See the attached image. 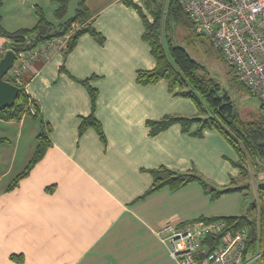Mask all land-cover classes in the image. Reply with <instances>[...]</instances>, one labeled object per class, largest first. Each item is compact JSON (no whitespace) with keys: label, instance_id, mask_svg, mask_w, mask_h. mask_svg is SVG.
Instances as JSON below:
<instances>
[{"label":"crops","instance_id":"0c3cea01","mask_svg":"<svg viewBox=\"0 0 264 264\" xmlns=\"http://www.w3.org/2000/svg\"><path fill=\"white\" fill-rule=\"evenodd\" d=\"M25 2L34 9L44 0ZM19 4L4 0L0 9L9 32L37 23L28 25L16 12ZM87 6L104 43L86 33L66 56L55 51L33 61L23 79L39 115L0 118V264H178L158 234L162 222L230 215L239 205L227 193L214 197L200 181L149 192L152 170H192L223 188L239 175L231 162L236 153L217 130L197 137L174 123L151 134L148 120L193 115L197 108L171 92L166 79L137 82V71L157 61L136 9L125 0H88ZM8 42L0 35V48ZM87 78L98 91L95 115L105 138L93 126L80 131L93 110L79 81ZM42 129L49 130L50 146L9 188L34 157ZM261 235L264 247V224Z\"/></svg>","mask_w":264,"mask_h":264},{"label":"trees","instance_id":"16d2710c","mask_svg":"<svg viewBox=\"0 0 264 264\" xmlns=\"http://www.w3.org/2000/svg\"><path fill=\"white\" fill-rule=\"evenodd\" d=\"M3 1L0 0V9ZM53 1L57 4L55 14L63 18L67 12L69 0ZM125 3L141 15L145 26L143 39L149 43L151 53L157 61L152 69L137 71V82L147 85L166 79L171 92L191 99L197 108V113L193 115L167 114L160 119L148 120L151 134H157L174 123H179L184 132L197 137L204 136L208 129L217 130L234 149L237 157L231 162L239 169L238 177H232L231 184L223 188H215L195 171L177 172L162 166L152 170L154 182L148 191H155L164 185L179 189L192 181H200L214 197L232 191H243L247 186L239 185L238 181L249 176L252 166L258 169L260 160L264 159V112H252L249 117L242 116L231 97L223 91L222 86L207 74L202 64L190 55L183 45L184 42L187 40L192 43L193 35L201 36L202 34L197 32L195 24L179 0H125ZM37 15L38 21L32 28H21L9 32L2 25L0 12V35L9 39L7 48L10 47L17 52L27 51L42 41L71 32L68 45L63 50L66 56L77 45L80 37L86 33L92 35L101 44L105 41V36L95 29L90 20L91 12L85 0H80L74 16L59 25L51 22L39 6ZM183 26L187 28L188 36L183 43H178L175 41V30ZM32 35L34 37H31ZM60 71L69 73L65 65L61 66ZM91 78L79 80L88 88L93 104L91 115L82 119L80 131L93 126L105 138L102 124L95 115L98 91L90 84ZM6 79L12 82L10 74L6 75ZM242 87L249 92L243 84ZM19 89L14 104L0 110V118L21 119L27 114L39 115L40 108L36 100L31 97L25 87L19 86ZM32 107L35 109L34 114L30 113ZM261 107L264 111L262 104ZM195 125L196 128L193 129ZM37 139L38 145L34 157L25 170L13 180L9 188H13L26 177L37 161L43 157L51 144L49 130L42 129ZM4 141V138H0V144ZM249 206L248 213L245 214L202 217L197 220L211 221L224 218L233 229H247L248 246L252 251L264 248L261 235L264 224V181L256 186V197ZM13 257L23 262L20 256Z\"/></svg>","mask_w":264,"mask_h":264},{"label":"built area","instance_id":"2783aa9c","mask_svg":"<svg viewBox=\"0 0 264 264\" xmlns=\"http://www.w3.org/2000/svg\"><path fill=\"white\" fill-rule=\"evenodd\" d=\"M198 33L221 51L236 78L258 98L264 109V0H179ZM77 26H75L76 28ZM71 32L17 52L9 70L14 84L25 87L24 72L32 62L63 51ZM31 37H34L32 35ZM31 114L35 113L32 107ZM158 234L178 264H264V248L251 250L246 228L233 229L224 218L211 221L168 219Z\"/></svg>","mask_w":264,"mask_h":264},{"label":"rangeland","instance_id":"374dc122","mask_svg":"<svg viewBox=\"0 0 264 264\" xmlns=\"http://www.w3.org/2000/svg\"><path fill=\"white\" fill-rule=\"evenodd\" d=\"M22 1L14 0L15 3L20 2L19 6L16 7V12H20L23 18H27L26 22L28 25H34L38 21L37 7L34 6V9H30L31 5L29 2H25L26 7H23L21 5ZM87 1L85 0L86 4ZM79 2L80 0H69L67 12L63 18H59L55 14V7L57 5L55 1L44 0L43 7H41L44 9L46 17L55 25H59L75 15ZM174 36L176 42L183 43L188 36L187 28L184 26L177 27ZM192 38V43L186 40L183 45L190 55L203 65L207 74L222 86L223 91L231 97L235 107L242 116L249 117L252 112H264L260 100L242 87V83L236 78L234 69L224 59L222 52L216 50L210 40L204 35H193ZM262 181H264V159L260 160L258 169L252 166L249 176L238 181L239 185L243 184L247 186L243 191H232L225 195L232 204L236 200L237 207L239 205L238 210L230 215L248 213L250 202L256 197V186Z\"/></svg>","mask_w":264,"mask_h":264},{"label":"water","instance_id":"95a60500","mask_svg":"<svg viewBox=\"0 0 264 264\" xmlns=\"http://www.w3.org/2000/svg\"><path fill=\"white\" fill-rule=\"evenodd\" d=\"M15 57V52L8 50L0 60V110L13 105L19 94V86L6 79Z\"/></svg>","mask_w":264,"mask_h":264}]
</instances>
